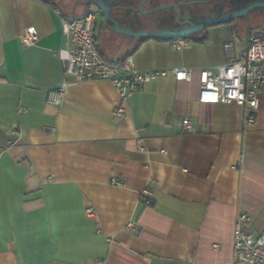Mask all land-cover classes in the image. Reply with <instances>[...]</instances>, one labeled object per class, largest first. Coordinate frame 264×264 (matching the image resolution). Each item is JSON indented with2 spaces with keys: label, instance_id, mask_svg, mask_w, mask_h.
<instances>
[{
  "label": "crops",
  "instance_id": "0c3cea01",
  "mask_svg": "<svg viewBox=\"0 0 264 264\" xmlns=\"http://www.w3.org/2000/svg\"><path fill=\"white\" fill-rule=\"evenodd\" d=\"M71 1L0 0V264H234L238 215L251 219L246 232L264 229V86L247 129L240 106L199 95L201 71L224 65V45L242 50L251 32L222 24L180 51L154 39L136 48L99 19L107 60L192 75L144 85L117 121L121 100L107 81L75 83L60 106L48 102L63 81L55 10L87 9ZM30 25L39 40L24 48Z\"/></svg>",
  "mask_w": 264,
  "mask_h": 264
},
{
  "label": "built area",
  "instance_id": "2783aa9c",
  "mask_svg": "<svg viewBox=\"0 0 264 264\" xmlns=\"http://www.w3.org/2000/svg\"><path fill=\"white\" fill-rule=\"evenodd\" d=\"M55 12L60 19L63 38V47L57 53L62 65L63 81L58 89L50 91V104L60 106L68 88L75 83L107 81L120 97L121 104L115 110L114 117L121 121L127 114L129 100L144 85L167 78L170 74L177 81L190 82L192 79L188 68L140 71L131 57L122 61L107 60L95 41V12L73 18L63 17L58 9ZM38 40L39 33L34 25L26 27L20 36L24 48L34 46ZM187 44L188 41L177 40L173 48L180 51ZM224 49L227 55L224 65L201 71L199 100L206 104H237L244 111V126L247 129L255 125L260 111L259 95L264 86V33L252 32L242 50H237L235 41L226 43ZM181 125L188 128L190 119H183ZM14 128L17 129L18 125L15 124ZM87 213L92 215L93 211L88 210ZM250 221L245 213H240L236 219L233 232L234 264H264V229L258 234L246 232L244 227Z\"/></svg>",
  "mask_w": 264,
  "mask_h": 264
},
{
  "label": "flooded vegetation",
  "instance_id": "af4514ba",
  "mask_svg": "<svg viewBox=\"0 0 264 264\" xmlns=\"http://www.w3.org/2000/svg\"><path fill=\"white\" fill-rule=\"evenodd\" d=\"M101 1L106 7L115 4L127 8L126 11L120 13L118 18L121 31L130 30L133 33L144 32L148 34L166 31L179 32L188 28L200 27L208 21L230 17L244 11L251 5L264 3V0H76V2L96 13V23L99 19H102L103 23L104 14L93 3H100ZM238 4L243 6H237ZM239 22H243L245 28L251 33L254 26L263 27L264 8L260 7L249 11L246 16L234 17L230 24L236 25ZM108 26L111 27L110 29L106 27L108 30L119 34L111 30L113 28L111 23H108ZM217 26L219 25H205L191 38L207 35L211 29ZM123 36L127 41L136 40L138 42L136 48L147 38Z\"/></svg>",
  "mask_w": 264,
  "mask_h": 264
},
{
  "label": "water",
  "instance_id": "95a60500",
  "mask_svg": "<svg viewBox=\"0 0 264 264\" xmlns=\"http://www.w3.org/2000/svg\"><path fill=\"white\" fill-rule=\"evenodd\" d=\"M93 5L98 7L103 12V14H104L103 23H104V26L107 27L108 29L111 28L108 26V23H111L113 25V28L111 30H113V31H115L121 35L132 36L134 38L147 37L150 39L161 40V41L187 40V39H190L192 37V35H194L196 32L202 30L205 25L216 26V25H222V24H230L232 19H234V17L246 16L249 11H253L256 8H260V7L264 8V3H257V4L249 6L244 11L239 12L233 16L208 21L204 25H201L200 27L188 28V29H185V30L179 31V32L166 31V32H160V33H155V34H148V33H144V32L133 33L130 30H127V31H121L120 30L118 18L120 17V13L123 11H126L127 8L122 7V6L120 7V6L115 5V4H113L110 7H106L104 2H102V1L100 3H93ZM237 6L241 7L243 5L238 4ZM110 12L112 13V15ZM138 12L141 13V11H138Z\"/></svg>",
  "mask_w": 264,
  "mask_h": 264
},
{
  "label": "rangeland",
  "instance_id": "374dc122",
  "mask_svg": "<svg viewBox=\"0 0 264 264\" xmlns=\"http://www.w3.org/2000/svg\"><path fill=\"white\" fill-rule=\"evenodd\" d=\"M53 3H55V1L56 0H51ZM59 2H61V0H58ZM71 4L70 5H72V6H75V4L77 5V2H76V0H72L71 2H70ZM63 8H64V10L66 11V12H68V14H73V12H74V10H76V9H74V8H72L71 6H63ZM82 10V8H81V6H78V9L75 11L76 12V14H81V10ZM75 14V13H74ZM255 27V26H254Z\"/></svg>",
  "mask_w": 264,
  "mask_h": 264
},
{
  "label": "trees",
  "instance_id": "16d2710c",
  "mask_svg": "<svg viewBox=\"0 0 264 264\" xmlns=\"http://www.w3.org/2000/svg\"><path fill=\"white\" fill-rule=\"evenodd\" d=\"M44 1H46L47 3H49V4H52L53 2L51 1V0H44ZM88 12H90V9L89 8H87L86 9V11L84 12V14H87ZM83 14V15H84ZM150 38H146V39H144L143 41H142V43L143 42H145V41H147V40H149ZM159 41H161V40H159ZM174 41H177V40H173V41H171V42H174ZM185 41H193V42H199V43H202V42H204L205 41V39H198L197 37L196 38H190V39H187V40H185ZM140 46V45H139ZM139 48V47H138Z\"/></svg>",
  "mask_w": 264,
  "mask_h": 264
}]
</instances>
